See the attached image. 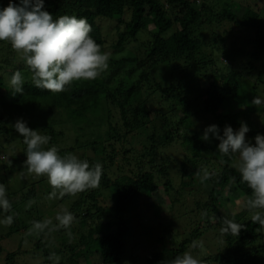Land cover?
<instances>
[{
	"label": "trees",
	"instance_id": "trees-1",
	"mask_svg": "<svg viewBox=\"0 0 264 264\" xmlns=\"http://www.w3.org/2000/svg\"><path fill=\"white\" fill-rule=\"evenodd\" d=\"M216 1L44 0V10L53 19L62 15L85 18L92 28L90 36L102 52L109 54L108 68L97 79L74 81L60 93L36 88L20 54L10 43L0 41V153L11 141L10 134L20 135L13 125L22 118L29 128L50 137L45 147L55 145L61 156L73 153L90 166L97 162L103 166L99 187L54 199L59 201L58 206L71 201L73 224L88 226L87 234L77 243L56 252L62 255L58 264H81V260L85 264H164L188 251L192 241L203 239L210 228L219 230L222 240L220 248L206 260L217 264H264V228L251 222L244 207L250 189L241 182L236 169L238 154L222 156L218 152L220 141L211 134L208 141L202 139L210 125H217L223 135L226 125L235 132L242 122L249 128L246 142L253 144L257 134L264 135V103L252 104L253 98L259 97L256 83L264 84V0H253L255 5L239 0L240 4L219 9L220 5L213 3ZM8 2L0 0V9ZM13 2L18 4L19 0ZM219 23L231 27L230 53L218 42L222 33L228 35L219 34L222 27L216 31ZM237 38L247 42L252 51L237 48ZM195 42L212 51L217 47L227 61L219 65L213 56L217 64L206 77L208 84L197 81L201 65L191 49ZM17 70L25 79L23 95L14 93L9 83ZM244 78L254 80L252 88L242 85ZM146 129L153 131L144 143L142 131ZM70 135L73 140H66ZM22 146L25 155L23 137ZM167 148L182 151H172L162 164L157 155ZM173 155L182 158L175 161ZM6 158L4 154L3 160ZM119 158L122 162L116 164ZM203 168L215 175L201 183L194 173ZM113 173L119 176L114 179ZM160 182L170 201L165 215L160 206H148L145 201L160 191ZM44 186L48 191L43 187L39 191L36 187L26 189L21 201L26 202L32 195L46 198L52 188L48 180ZM226 199H239L231 212L220 209ZM141 206L151 210L148 214L142 211L141 216ZM181 207L187 209L183 215L198 216L193 215L195 220H191L195 226L190 224L192 229L169 248V232L180 221ZM57 208L51 218H55ZM204 210L209 216L201 219ZM130 212L140 215L136 230L142 240L133 245L126 242L137 218L131 221ZM148 215L156 222L152 227L146 225ZM213 216L215 225L210 224ZM225 217L245 225L239 236L220 235ZM202 220L207 222L206 227L200 226ZM147 237L156 244L150 251L140 243ZM36 247L42 251V264H55L48 259L53 253L48 246L38 241ZM66 248L69 256L64 258ZM17 254H7L6 264H15Z\"/></svg>",
	"mask_w": 264,
	"mask_h": 264
},
{
	"label": "clouds",
	"instance_id": "clouds-1",
	"mask_svg": "<svg viewBox=\"0 0 264 264\" xmlns=\"http://www.w3.org/2000/svg\"><path fill=\"white\" fill-rule=\"evenodd\" d=\"M92 28L85 18L62 15L57 19L44 10V0H9L6 7L0 9V41L10 43L11 48L20 54L30 70L31 82L38 89L51 93H60L66 86L78 80H95L108 68L109 54L101 51V46L90 36ZM10 86L14 93L24 94L25 79L19 70L10 77ZM264 103L261 97H254L252 104ZM16 132L23 137L26 145V160L23 169L37 177L46 176L52 191L47 199H62L66 195L75 196L89 189L99 187L103 166L97 162L90 166L87 160H81L73 153L59 155V149L49 144L50 137L32 130L22 118L13 125ZM249 131L241 123L238 131L226 125L223 135L217 125L205 128L202 139L209 140V134L219 140L218 152L222 156L238 154L237 171L241 182L250 189L244 207L250 213L253 224L264 228V135L255 136V144L246 142L245 134ZM23 174V172H22ZM200 182L209 180L215 173L203 168L194 173ZM33 201H29V206ZM0 210L9 213L12 205L7 198V190L0 183ZM207 210L201 212V219L208 217ZM215 220V217H210ZM57 223L50 219L32 221L29 234L67 230L71 239L70 228L75 220L71 211L61 208L55 216ZM13 215H6L0 223L11 226ZM220 235L239 236L245 225L234 219L223 218ZM191 249H202L203 241L194 240ZM49 260L58 264L59 257L51 253ZM164 264H206V261L185 251Z\"/></svg>",
	"mask_w": 264,
	"mask_h": 264
},
{
	"label": "rangeland",
	"instance_id": "rangeland-1",
	"mask_svg": "<svg viewBox=\"0 0 264 264\" xmlns=\"http://www.w3.org/2000/svg\"><path fill=\"white\" fill-rule=\"evenodd\" d=\"M249 3H253L255 5V1L253 0H248ZM215 5H220L218 6L222 8L225 7L226 5H233L234 4H240L239 0H218L213 2ZM221 24L219 23V28L216 30L218 31L221 28ZM231 29L229 24L224 23L223 27L219 30V34L221 32H228V35L225 33H222L221 36L222 38H219V44L220 47L223 48V50L228 51L230 53L232 50L233 42L232 39L230 38V33L228 29ZM208 33V32H207ZM206 33V34H207ZM208 36V35H207ZM219 37V35H218ZM221 39V40H220ZM238 41H235L237 48H245L251 50V46L247 42H243V40H240L237 38ZM234 41V40H233ZM212 43V42H211ZM226 43V45H225ZM203 46V44L195 42L192 46L191 49H193L196 54L198 55V63L201 65V68L198 71L200 77L197 79L200 83L205 82L206 84L209 83V79L206 77H209V75L212 74L211 68L217 64L218 62L219 65L221 63L226 64L227 61L224 59V57L221 56L222 52L217 50V47L215 48V51H212L210 47ZM109 53L111 50L108 48L107 50ZM252 51V50H251ZM216 55V56H215ZM213 56L216 59L213 63ZM221 56V57H220ZM239 63L235 61V65ZM205 68V69H204ZM204 69V70H203ZM195 70V69H192ZM201 83V84H202ZM204 83V84H205ZM254 80L249 79V78H244L242 85L246 87H253L254 85ZM256 86L258 88V93L259 97L264 99V84H260ZM166 107V105H164ZM201 126L206 127V123H201ZM147 131H142L143 134H145L143 142L146 143L147 137L151 135L153 130H148ZM210 135V134H209ZM246 136V135H245ZM8 139L11 141L8 142L6 145H4L3 149L4 152L0 153V183L4 184L7 190V198L9 199L11 205H12V210L9 213H4L2 210H0V220H3L6 215H13L16 217V221H14L11 226H6L3 223H0V264H6V255L12 252H16L17 257L15 259V264H42V251L38 250L36 247V243L38 241H42L45 246H48V248L56 253L57 251L61 252L64 250L65 247H70L71 244L77 243L82 235L87 234V229L88 226L85 228H80L78 227V223L72 224L70 231L72 233L71 239L67 235V230L61 228L56 231L48 232L47 229L39 234H36L33 232L32 234H29V228L32 226L31 222L32 221H38V215H41L40 221L50 219L52 221V224L55 225L57 221L55 218H51L53 215V212L56 210L59 201L58 200H49L46 198H38L35 195H32L31 199L27 200L26 202H22L20 196H22V192L27 190H31V187H36V191L41 190L43 187V190L48 191V187H45L44 184L46 183L47 177H37L34 174H28L26 169H23V162L26 160V157L24 155V149L22 146V137L20 135H12L10 134L8 136ZM5 139L2 141L4 142ZM66 140L72 141L73 136L70 135L68 139ZM133 139H131L130 143L132 142ZM255 142H253V145ZM145 146V145H144ZM178 149V150H177ZM179 148H174L172 151L174 154H179L181 153L182 150ZM170 150V148L160 150L157 159L160 161V163H164V158L169 157L173 152ZM4 154L8 155V158L3 160ZM89 156H93V154L89 153ZM16 156L15 158H12ZM182 156L179 155H173V159L175 161H180ZM2 159V160H1ZM122 160L119 158L116 160L119 162ZM239 162V161H238ZM238 162L236 163L238 165ZM120 167V166H118ZM117 167V168H118ZM128 168H126V172H128ZM23 172V174H22ZM119 176L118 173H113L112 177L115 179ZM162 176V175H161ZM162 178V177H161ZM164 178V176H163ZM165 181V179H164ZM176 186V185H175ZM18 194V196H15ZM11 195V196H10ZM189 196V195H188ZM162 198V200H160ZM187 199L190 201V198L187 197ZM37 200L38 202H36ZM239 200V199H238ZM238 200L229 202V199H226L223 201V205L221 206V211L226 212L229 211L231 212V209L236 207L237 203H239ZM29 201H33L31 205L29 206ZM147 205H157L158 207L160 206V209L162 210V214L165 215L167 211L170 209V201L165 195V190L163 186V182H160V191L157 193L153 194L151 198L146 199ZM72 202L70 201H65L64 204H61L58 206L57 210H60L61 208H67L69 210L70 205ZM188 206V205H187ZM189 207V206H188ZM49 209V210H48ZM151 209H148L146 207L141 206L140 210L141 211V216H142V211L147 212L150 211ZM187 209L184 207H181V218L178 224H175L174 227L172 226V229H170L169 232V238L167 239V246L170 248V244L176 245L179 243L183 237L190 231L189 225L191 224V220H195V214L191 215H183L184 212L187 214ZM189 210V209H188ZM177 212H175L176 214ZM148 214V213H146ZM195 215V216H193ZM151 215H148V221L147 226H154L155 221L150 217ZM201 216V215H200ZM136 218L135 223H138L137 225H133L132 229L126 236V242H128L129 245H133L134 242L142 240V237H140V232L137 231L136 229L138 228L139 225V219L140 215H136L134 213H129V219L132 221L134 218ZM138 221V222H137ZM165 221V220H163ZM91 224V221H89V225ZM210 224H216V220H212ZM188 225V227H187ZM192 226H195V224H191ZM190 225V226H191ZM201 227H206L207 222L202 220V223L200 224ZM151 229V228H150ZM160 232H156L155 234H159ZM205 237L201 239L200 241H203L204 247L199 250L191 249V247L188 249V251H191L192 254L198 258H201L206 261V264H217L213 263L210 259L206 260V258L210 257L211 255L214 254V252L220 248L219 241L221 238H219V230L216 232L215 229H209V231L205 230L204 232ZM222 240V239H221ZM136 241V242H137ZM144 244L146 247H148L149 251L156 245L154 241L150 240L148 237L145 238V242H140ZM221 249H223V245H221ZM61 250V251H60ZM144 251V250H143ZM142 251V252H143ZM65 254L64 258H67L69 256L68 249H65ZM60 260H62V255L58 256ZM81 264H85L83 260L80 261Z\"/></svg>",
	"mask_w": 264,
	"mask_h": 264
}]
</instances>
